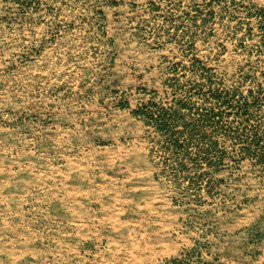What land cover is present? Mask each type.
<instances>
[{"label": "rangeland", "instance_id": "1", "mask_svg": "<svg viewBox=\"0 0 264 264\" xmlns=\"http://www.w3.org/2000/svg\"><path fill=\"white\" fill-rule=\"evenodd\" d=\"M0 264H264V0H0Z\"/></svg>", "mask_w": 264, "mask_h": 264}]
</instances>
